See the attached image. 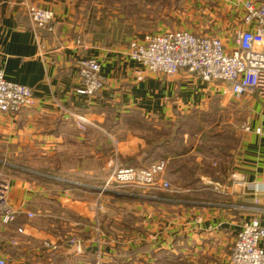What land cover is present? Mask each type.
Wrapping results in <instances>:
<instances>
[{
    "label": "crops",
    "instance_id": "obj_1",
    "mask_svg": "<svg viewBox=\"0 0 264 264\" xmlns=\"http://www.w3.org/2000/svg\"><path fill=\"white\" fill-rule=\"evenodd\" d=\"M27 1L52 9L56 26L36 29L22 0H0V68L8 79L32 87L35 97L34 105L15 115L0 113V174L8 178L18 210L14 222L0 220V257L8 264H227L242 223L264 214L261 102L250 93L239 97L248 111L244 121H230L234 128L220 138L201 132L194 147L180 151V141H188L186 133L180 140L175 121L214 114L231 92L225 85L186 70L172 76L145 72L126 52L132 39L149 30L147 24L135 36H120L121 29L114 35L107 23L91 17L96 0ZM125 1L130 9L131 1ZM142 1L141 14L178 15V0ZM201 1L205 14L221 17L219 25L231 31L246 27L244 3L259 0ZM156 25L171 30L161 20ZM226 31L211 34L229 41ZM84 57L102 66L105 87L93 96L80 91ZM201 137L205 147L197 144ZM191 155L194 168L184 161ZM50 158L62 162L58 172L36 166ZM67 158L75 160L70 173L62 172ZM158 158L169 160L167 179L188 173L196 179H184L169 193L122 187L101 194L117 163L147 166ZM238 177L258 189L239 186ZM70 237L82 242L81 253L67 243ZM45 241L60 247L46 248Z\"/></svg>",
    "mask_w": 264,
    "mask_h": 264
},
{
    "label": "built area",
    "instance_id": "obj_2",
    "mask_svg": "<svg viewBox=\"0 0 264 264\" xmlns=\"http://www.w3.org/2000/svg\"><path fill=\"white\" fill-rule=\"evenodd\" d=\"M22 3L34 28L55 30V12L52 9L33 5L27 0H22ZM244 9L242 22L246 27L237 28L229 41L211 33L174 29L132 39L126 55L139 63L145 72L172 76L186 70L204 81L225 85L226 91H231L234 97L250 93L264 108V0L246 1ZM75 43L82 44L81 39L77 38ZM101 70V63L95 58L80 60L79 74L83 86L80 91L84 95H96L105 87ZM143 77L140 75L138 78ZM34 104L32 87L8 79L0 68V113L15 115ZM80 120L84 119L81 117ZM168 163V159L160 158L146 167H115L102 190L128 185L169 189L171 183L165 177ZM235 180L239 186L258 189L255 184L244 182L243 178ZM10 191L8 178L0 174V220L4 224L14 222L18 215V210L11 203ZM99 208L103 209L102 206ZM28 215L33 216L32 213ZM19 231L23 232V229L19 228ZM67 243L76 246V252H82L83 244L79 239L70 237ZM44 247L56 250L60 246L45 241ZM0 264H8L7 259L0 257ZM227 264H264V214L242 223Z\"/></svg>",
    "mask_w": 264,
    "mask_h": 264
},
{
    "label": "rangeland",
    "instance_id": "obj_3",
    "mask_svg": "<svg viewBox=\"0 0 264 264\" xmlns=\"http://www.w3.org/2000/svg\"><path fill=\"white\" fill-rule=\"evenodd\" d=\"M131 1L132 5L131 8L128 9L127 6H125V0H96L94 7L91 10V17H99L100 21L103 23H107L111 29H114V35L117 34V30L121 29L120 36L123 34L126 36V34H131L132 36L136 33H138L137 30L139 26H144L147 24V29L148 31L141 32L143 35L145 34H151V33H160L162 29H159L158 26L156 25L159 20L163 21V26L164 28H171V30L174 29H189L193 31L194 33H212V32H217V31H222V30H227L230 36V40L233 37L230 34L233 33L234 29L224 28L219 25L222 18L221 17H213L205 14L204 12V3L199 0H178L177 1V8H178V15L173 16H167V15H156L154 13H144L141 14V5L140 4H145L144 1L142 0H127ZM167 0H163L161 3L162 5L166 4ZM200 4V7L197 6V4ZM154 4V3H152ZM152 11H155L154 9ZM144 12V11H143ZM173 21V24L169 25V21ZM145 27V26H144ZM164 31V30H163ZM161 31V32H163ZM228 41V40H227ZM193 74V73H192ZM196 75V74H194ZM198 76V75H196ZM199 77V76H198ZM229 91V90H228ZM229 95H227L225 98L220 100L219 103V109L216 110L214 114H209V113H201V114H190L188 116H185L184 118H181V120H176L175 123H182L183 128L179 129V135L187 139V143L180 141V144L178 146V149L181 151L185 150L187 152L188 148L194 147V144L198 140V136L200 133H203L204 137L210 136V139H212V135L207 134V130L211 131L214 133V137L220 138L221 134L224 133L226 130H231L233 127V124L230 123L232 121L233 123H240L246 119V116L248 114V111L242 107L241 103L239 102L241 98H236L233 97L231 92H228ZM255 97V96H254ZM176 126V124H175ZM234 128V127H233ZM143 132H151V129L145 128L142 129ZM166 131V130H165ZM168 131V130H167ZM167 133H164L163 137L166 136ZM184 134V135H183ZM167 136H171V133L168 131ZM180 137V140H182ZM204 137L199 138V142L197 143L199 146H206L207 143H205ZM156 138V137H155ZM158 139V138H157ZM201 144V145H200ZM189 158H185V162L190 165V167L194 168L195 166V159L194 156H188ZM160 159V158H158ZM157 160V159H155ZM154 160V161H155ZM152 161V162H154ZM75 160L74 159H68L67 161L63 164L65 165L64 168H62V172H67L70 173V168L73 167ZM151 162V163H152ZM59 163H62L58 161L57 159H46L45 161H36V166L37 164L40 166L44 164V167L46 170L51 171L50 173H54L55 171L58 172L59 168L58 165ZM120 163V162H119ZM119 163H117L119 165ZM116 164V163H115ZM115 165V167H118V165ZM149 165V164H148ZM147 165V166H148ZM170 163H168V167L166 170V173L168 172ZM218 163L216 162L215 166L217 167ZM60 166V165H59ZM120 166V165H119ZM114 167V168H115ZM37 169V168H36ZM40 170V169H39ZM113 168L109 171L108 176H110ZM198 170V169H197ZM196 170V171H197ZM208 171H210L208 169ZM194 172V170H192ZM165 173V175H166ZM191 173V171H190ZM197 173V172H196ZM195 173V174H196ZM108 176L106 177L105 181L107 180ZM216 177V174L214 175ZM71 179L70 177H67ZM104 177H98L95 178L98 180V182L102 181ZM184 179H187L189 181H194L196 179V175L194 173L192 174H186V175H178L174 177V180H170L171 183V188L169 189H162L164 192L169 193L171 190H174L175 188L180 187V184L185 183L183 181ZM60 182H64L63 180L64 177H61V179H58ZM68 180V179H67ZM100 180V181H99ZM72 181V180H71ZM66 183L69 184V180L65 181ZM105 183L103 184V186ZM140 188L143 186H132L128 185L123 188ZM103 194V190H101ZM103 207V209H100L101 213L104 211V206L100 205ZM100 213V214H101ZM99 227V226H98ZM100 231V232H99ZM97 232L99 234L101 233V229H97ZM101 240L100 237H96V241Z\"/></svg>",
    "mask_w": 264,
    "mask_h": 264
},
{
    "label": "trees",
    "instance_id": "obj_4",
    "mask_svg": "<svg viewBox=\"0 0 264 264\" xmlns=\"http://www.w3.org/2000/svg\"><path fill=\"white\" fill-rule=\"evenodd\" d=\"M180 120H181V119H180ZM178 124H179V128H178L177 130L179 131L180 128H183V125H182V123H181V124L178 123ZM177 136H178V135L176 134V135L173 136V138H177ZM180 137H181V136H180ZM153 143H154V142H153ZM131 166H133V165H131ZM142 167H146V166H142ZM68 244H69V243H68Z\"/></svg>",
    "mask_w": 264,
    "mask_h": 264
},
{
    "label": "water",
    "instance_id": "obj_5",
    "mask_svg": "<svg viewBox=\"0 0 264 264\" xmlns=\"http://www.w3.org/2000/svg\"><path fill=\"white\" fill-rule=\"evenodd\" d=\"M74 247V249H75V251H76V246H73Z\"/></svg>",
    "mask_w": 264,
    "mask_h": 264
}]
</instances>
